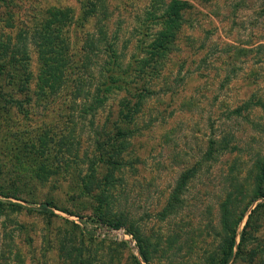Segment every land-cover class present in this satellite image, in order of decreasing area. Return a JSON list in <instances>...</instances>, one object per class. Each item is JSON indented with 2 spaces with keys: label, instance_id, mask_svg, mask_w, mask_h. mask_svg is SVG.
Instances as JSON below:
<instances>
[{
  "label": "rangeland",
  "instance_id": "374dc122",
  "mask_svg": "<svg viewBox=\"0 0 264 264\" xmlns=\"http://www.w3.org/2000/svg\"><path fill=\"white\" fill-rule=\"evenodd\" d=\"M163 1L170 0H12L0 6V56L26 57L19 76L30 80L33 99L20 112L4 98L21 101L22 93L0 80V264H146L134 234L146 241L150 264H221L230 229L252 194L236 205L226 197L254 188V166L264 157V111L227 116V108L256 89L247 87L251 74L264 92V0H181L189 9L167 76L153 81L156 95L144 101L137 119L141 132L129 141L121 179L106 180L110 216L125 218L120 229L95 210L88 195L93 179L83 181L93 169V132L115 113L119 99L110 95L95 117L78 118V107L92 103L101 65L110 61L103 49L115 38L114 50L129 61L137 53L136 21ZM95 5L99 22L89 14ZM96 28L105 42L97 38L88 68L76 76ZM236 49L247 52L237 58ZM47 76L56 79L54 85L40 92ZM78 77L88 98L73 109ZM231 133L239 152L219 151L204 163L162 217L180 175L202 160L211 140ZM106 173L100 170L98 179ZM258 204L264 198L237 226L229 264H264V208Z\"/></svg>",
  "mask_w": 264,
  "mask_h": 264
},
{
  "label": "trees",
  "instance_id": "16d2710c",
  "mask_svg": "<svg viewBox=\"0 0 264 264\" xmlns=\"http://www.w3.org/2000/svg\"><path fill=\"white\" fill-rule=\"evenodd\" d=\"M11 1L12 0H0V6L3 4L7 5ZM206 1L210 2L212 0ZM187 9H189L187 1H163V4L160 3L159 9H156L159 11L162 10L161 13H157L156 10H154V12H147L143 20L136 21L138 26L137 28L135 27L133 31L135 32V35L138 36L134 44L137 53H135L129 61L127 59L125 60L124 56L121 54L118 55L116 50H114L115 38H113V42L109 43L110 45L107 44L105 49H103V52L107 53V57L110 61L104 62L100 67L98 75L100 80L98 79L94 94L90 96L92 98V103L88 105L84 104L82 108L81 105L78 107L81 114L79 116L78 113V118H82L88 114L95 117L100 113L110 95L119 97L115 113L111 116L109 115L106 119L107 121L97 131L93 132L96 137V148L92 165L93 169L90 170L83 179V181L85 179L88 181L93 179V182L90 181L92 191L90 189L91 192L89 191L88 195L95 199L97 203V208L95 210H97L100 216L107 217L109 219L107 220V224L110 226L112 225L115 229H120L123 226V220H125V218L124 216L117 217L118 219H116V217L115 219L111 218V210L108 209V205L105 203L106 200L104 199L105 195L103 194L106 180L110 178L113 179L114 175L118 177V180L121 179V171H123L125 167H128L127 148L129 141L135 134L141 132L137 127L139 125L137 121L138 115L141 113L144 101L156 95L153 85L155 84L157 86L158 83H154L153 81L157 79L156 81L159 82L160 79L167 76L164 75V73L167 66H170L171 63V59L168 57L179 47V44H177V35L182 29L181 22L183 20V13ZM262 13L264 14V8ZM89 14H91V16L95 15L97 18V15L99 14L97 5H95L92 10L90 9ZM157 26L160 29H157ZM45 27L46 29L51 27L49 21L46 22ZM94 34H91L85 41V46L83 48V51H85L86 54L85 59H83L81 65L78 67L76 76H79L80 73H83V71L88 68L87 64L90 60L89 56L93 50H97V47L95 46L97 38L101 37L99 41L102 40L105 42V33H103L101 29L99 30L96 28ZM235 51L236 52L233 53V56L236 55L237 58L238 56H244L247 52L243 49H236ZM233 56L231 57V60H234ZM6 59L7 56L5 54L0 56V80H7L6 85L4 86H12L14 89L18 88L17 92L22 93L23 100L19 101L11 96L5 97L4 102H10L11 105L16 104L19 108L18 110L21 112L22 106H24L22 104L31 105L33 101L31 97L30 80L29 83L26 84V81H24V79L21 80V77L19 76L22 74L24 77V70L22 67H25L24 65H26L27 59L26 57L20 60H15L13 57H9L8 60ZM47 72H51V67L48 68ZM15 74L16 76H14ZM251 75L252 78L250 76L248 78L246 77L248 81L247 87L256 86V89L252 91L249 98L246 101H243L240 105L233 108H227V116L229 118H242L244 114L249 113L255 108L264 111V92L261 91V87H259L260 85L257 84L256 79L253 77L256 76V74L254 73ZM47 77V79L41 78L44 85L42 83L39 84L38 81V84L40 85L39 89L41 90L40 92L44 91L43 89L47 84H51L49 88H52L54 85L56 79H52L49 76ZM226 80L230 82V76L227 75ZM85 88V80L82 77H78L74 80V91L72 94L73 109L77 108V102H83L88 98L84 93L86 90ZM4 89L3 85H0V96ZM53 90L54 89H52V91ZM110 119L112 120L110 121ZM72 128H75V124H72ZM75 136V134H72L69 141L74 139ZM235 142H237L235 133L229 134L228 137L223 138L221 141H210L208 151L205 153L202 160L180 175L175 189L169 196L168 207L161 214L162 217L167 216V212L174 208L175 203L180 201L182 191L196 177V175L199 174L204 163L212 161L213 158H215L214 155L219 151L222 153L239 152V148ZM263 160L264 157L257 158L256 165L254 166L257 170L256 177L254 178V188H250L248 191L241 189V192L240 189L237 188L234 195L229 194L226 197L227 202H232V204L236 205V203L240 204L249 194H252V197L247 202L245 208L238 214L235 227L230 229V236L226 241L221 264H229L234 256L237 226L241 222L244 214L252 203L264 198ZM104 168L107 170V173L99 180V171ZM94 181H96L95 184ZM100 192H102V196L99 195ZM108 199H112V196L109 195ZM257 208H264V204H258ZM134 236H136V239L138 240L139 255L142 261L146 264H150L148 256L149 248L146 241L135 234ZM243 240L244 235L241 236L238 254L241 253ZM135 262L138 261L135 259ZM137 264H139V262Z\"/></svg>",
  "mask_w": 264,
  "mask_h": 264
}]
</instances>
